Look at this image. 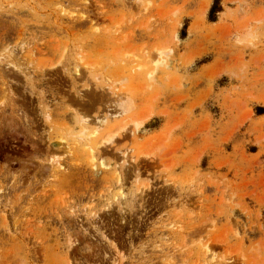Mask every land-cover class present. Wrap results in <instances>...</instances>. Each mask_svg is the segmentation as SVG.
Returning <instances> with one entry per match:
<instances>
[{
    "label": "rangeland",
    "instance_id": "obj_1",
    "mask_svg": "<svg viewBox=\"0 0 264 264\" xmlns=\"http://www.w3.org/2000/svg\"><path fill=\"white\" fill-rule=\"evenodd\" d=\"M212 1L0 0V264H264V0Z\"/></svg>",
    "mask_w": 264,
    "mask_h": 264
},
{
    "label": "trees",
    "instance_id": "obj_2",
    "mask_svg": "<svg viewBox=\"0 0 264 264\" xmlns=\"http://www.w3.org/2000/svg\"><path fill=\"white\" fill-rule=\"evenodd\" d=\"M221 0H213L208 11V21L213 23L216 20L215 14L221 12Z\"/></svg>",
    "mask_w": 264,
    "mask_h": 264
},
{
    "label": "bare ground",
    "instance_id": "obj_3",
    "mask_svg": "<svg viewBox=\"0 0 264 264\" xmlns=\"http://www.w3.org/2000/svg\"><path fill=\"white\" fill-rule=\"evenodd\" d=\"M138 2H140V1H138ZM141 5H142V4H141ZM118 97H119V96H118ZM119 108H120L119 110H120L121 113H122V112L124 113L125 110H128L127 107H126L124 104H121V105L119 106ZM105 120H106V119L104 118L103 120H100L98 123H96L97 128L102 127V126L104 125L103 122H105ZM96 133H97V130L94 131V132L92 133V135H95ZM108 141H110L109 138H106L105 140H99V143H98L96 146H97V147H100V146L102 147V146L104 145V142H108ZM87 144H90V142H88ZM96 146H95V147H96ZM95 147H94V148H95ZM97 147H96V148H97ZM65 152H66V151H65ZM91 154H92V152H91ZM205 249H206V247H205ZM208 250H210V249H208ZM206 251H207V250H206ZM206 251H205V252H206Z\"/></svg>",
    "mask_w": 264,
    "mask_h": 264
}]
</instances>
